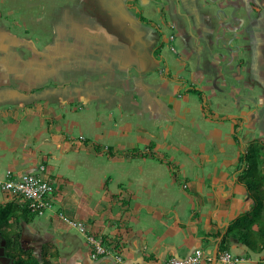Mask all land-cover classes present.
<instances>
[{"label":"crops","instance_id":"crops-1","mask_svg":"<svg viewBox=\"0 0 264 264\" xmlns=\"http://www.w3.org/2000/svg\"><path fill=\"white\" fill-rule=\"evenodd\" d=\"M34 3L29 9L49 14L57 33L36 56L17 58L13 52L0 60V170L38 172L56 189L43 215L9 228L12 242L21 233L20 248L38 257L44 253L53 264H162L196 249L214 264L229 225L254 204L240 181L246 166L240 167L233 140L243 152L255 139L264 142V0ZM9 7L14 12L7 19L0 12V23L10 19L27 26L34 19L18 3L10 0ZM55 7L58 13L50 11ZM152 10L161 12L175 39L184 42L189 80L179 98L171 82L157 84L163 76H146L157 60L163 62L161 45L149 43ZM29 27L6 33L10 37L0 31V53L13 41L27 49L34 33ZM169 70L163 62L161 72ZM44 100L50 101L43 105ZM178 123L186 127L188 146L182 166L171 155L182 150L178 147L171 154L155 141L145 151L133 148L142 137H157L164 126L177 137ZM82 132L86 138L73 137ZM191 152L201 153L202 161ZM211 166L221 173L209 174ZM200 184L215 194L203 196ZM180 187L199 198L197 205ZM25 202L0 189V206ZM62 214L117 247L124 262L113 256L93 260L86 236ZM9 237L0 233L6 241V261L0 264H13ZM231 252L242 264H264V250L254 252L237 240Z\"/></svg>","mask_w":264,"mask_h":264},{"label":"rangeland","instance_id":"rangeland-1","mask_svg":"<svg viewBox=\"0 0 264 264\" xmlns=\"http://www.w3.org/2000/svg\"><path fill=\"white\" fill-rule=\"evenodd\" d=\"M48 1H50L51 3H54L56 5L60 0H11V2L13 4L18 3L19 8L22 9V11L24 12V14L27 17L30 18L31 17L30 15L33 14L34 19H32V20L30 19V21H31V23H32L34 28L29 27L31 25L29 20L27 21V24H28L27 26H26V24L20 25V24H17V23H14L12 25L11 22H10V19L9 20H1L0 27L2 29H0V31H1L2 34H4L3 37L6 35V33L12 34V32H14V30L16 28H17L18 31L22 30L24 32L25 28L29 27V28H31V30L34 31L33 37H36L37 40H39V39H41V40L36 41V40L33 39V37H29L30 38V45L27 46V49L23 48L22 45H17L18 41H16V42L13 41L9 45V48H6V50L4 49L3 50L4 52L2 51L3 54L0 53V60L1 61H3L5 59V56H6V59H7V57L10 56L11 54H13V52H16V57L17 58H23L25 55L28 56V57L36 56V55H38L37 51H42L43 50V44L46 43L45 40L49 36L54 35V34L57 33V31L54 28L55 26H53V24L51 23V21H50V19L48 17L49 14L47 15L44 10L42 11L43 14H41V10L40 9H33V8L29 9L30 4H32V5L37 4V3H34V2L45 3V2H48ZM9 6H10V0H0L1 13H2L3 16H7V17H5L3 19L9 18L8 16L11 17V15H12L11 13L14 12V10L12 8H10ZM58 9H59V7H55L53 9H51L50 11L58 13ZM165 13H166V17H170V14H171L170 10H166ZM148 16L150 18H152L153 21H154L153 22V27L149 26L148 30H147V33L150 34L149 43H151V41H154V43H156V44L158 43L159 45H161L162 52H161L160 55L163 57L164 67L165 68L170 67V70L169 71H165V72L162 73L161 72V68H162V63L163 62H160L158 64V60H157L155 62V65H151L152 67L150 68V70L148 72L149 74H146V76H148V77H154V76L160 77V76H163V80L157 81V84L158 85L167 84V86H169V82H171L172 83V90L174 89L175 96L177 98H179V95H180L179 91L184 92L186 79H188L187 74H186L185 62L183 60L184 57H185V51L182 48L184 42L178 40V38L175 39V37L172 35V29H170L169 26L165 25V22L163 20L164 16H163V19H162L161 12L156 11V10H152V13H150ZM48 20H49V24H48ZM57 23H59V22H57ZM157 25H158V27H159V25L161 26V28H160L161 33H159V29H158ZM6 36L10 37V35H6ZM172 46L175 47V50L172 49ZM154 47L155 46H150L151 49H153ZM166 59L168 60V62L166 61ZM173 86H175V87H173ZM176 100L177 101H182L181 103L185 102L184 99H181V100L176 99ZM48 101H50V100H44L43 102H40V103L43 104V105H47ZM2 109H4V106H2V104H0V111H2ZM48 110L49 109L47 108L46 111H45L46 114L48 113ZM183 121H184V119H183ZM178 125L181 126L182 124L178 123ZM77 131H79V130H77ZM178 131H177V137H175V134H174L173 137H171L169 135V133L167 132V128L164 126L158 132L157 137L146 136V137L140 138V140L137 139L138 141L137 142L135 141L133 143V145H134L133 148L145 151L146 145H148L151 141H155L156 144H160V143L163 144L164 143V146L170 147L169 150L172 151V152H170V154H171V153H173L175 151V150H173V147L174 148L178 147V149H182V150H180L179 152H176V153L174 152L171 155H173V157H175V160L178 163V165L182 166L183 164H185L187 162V159H188V153L186 152L187 149H188V146L186 144V141H187V139H186L187 138L186 137V127L184 125H182L178 129ZM80 134H84L85 136L81 137V136H79ZM80 134H78V136H75L73 134V137H76L77 139L86 138V135H87L86 132H82ZM163 135H165V136H163ZM90 138H92L94 140V137L90 136ZM8 140H9V138H8ZM100 141L104 142L105 140L103 139V140H100ZM235 142H236V140L235 141L233 140L234 148L236 150H239V153L242 156L244 152L240 148L239 144L238 143L236 144ZM225 153L226 154H232L233 152L232 153L225 152ZM103 155H105V154H103ZM189 155L190 156L194 155L196 157H199L200 160H201V155L202 154L201 153H197V152L196 153L191 152ZM220 155H221V157L223 156V154H220ZM48 156H49L48 157L49 158V162H48L49 165H54V163L52 162L53 160L51 158L52 155H48ZM180 160L183 161V162H181ZM211 168L209 170H207V172H209V174L212 173L215 176H217V174L221 173L220 169H218L216 166H211ZM6 169L7 168H3L2 170H0V172H4V171H6ZM203 172L205 173V169H204ZM206 177L208 179L212 178V177H208L207 175H206ZM202 188L204 189L203 191H201L203 196L211 197V196H213L215 194L214 189L213 188H209L208 185L200 184V189H202ZM200 189H199V191H200ZM178 192L180 194H184V196L187 199H189L190 201L194 202V204L197 205V203H198L197 200H199V198H196L194 196L191 197L188 194L189 192L187 190H183L182 187L179 188ZM64 222L67 223L68 225H70L66 220ZM72 228L76 229L77 231H79L75 227H72Z\"/></svg>","mask_w":264,"mask_h":264},{"label":"trees","instance_id":"trees-1","mask_svg":"<svg viewBox=\"0 0 264 264\" xmlns=\"http://www.w3.org/2000/svg\"><path fill=\"white\" fill-rule=\"evenodd\" d=\"M95 149L100 152L99 143H95ZM108 151L115 153L112 148H108ZM133 151L139 152L138 150ZM240 163V167L246 166L240 174V181L245 183L254 204L249 211L229 225L220 242L219 253L231 251L234 240L239 241V243L242 242L254 252L264 250V142L252 143L241 156ZM37 215L29 208L27 201L23 204L0 206V233L9 237L7 231L10 227L22 222L30 223ZM217 236H221V232ZM20 237L21 233L14 234V242H12L13 239L8 238V245H13L12 250L14 252L10 253L13 264H53L44 257V253L38 257L31 251L28 252L20 248ZM105 243L109 245L106 241Z\"/></svg>","mask_w":264,"mask_h":264},{"label":"built area","instance_id":"built-area-1","mask_svg":"<svg viewBox=\"0 0 264 264\" xmlns=\"http://www.w3.org/2000/svg\"><path fill=\"white\" fill-rule=\"evenodd\" d=\"M41 170H45L44 166ZM0 189L23 198L28 202L29 208L33 212L43 215L52 206V199L56 188L50 178H45L38 172L18 174L8 169L0 173ZM61 216L72 227L77 228L86 236L92 248L93 260L113 256L118 263L124 262V257L120 250L107 245L102 238L90 234L84 222L69 218L63 214ZM217 260L221 264H242L241 257L233 254L231 251L219 253ZM162 264H213V262L212 257L205 258L203 250L196 249L187 258L177 259L173 257Z\"/></svg>","mask_w":264,"mask_h":264},{"label":"water","instance_id":"water-1","mask_svg":"<svg viewBox=\"0 0 264 264\" xmlns=\"http://www.w3.org/2000/svg\"><path fill=\"white\" fill-rule=\"evenodd\" d=\"M5 246H6V241L0 240V258H5ZM218 250H215L214 252V264L217 262V256H218Z\"/></svg>","mask_w":264,"mask_h":264},{"label":"flooded vegetation","instance_id":"flooded-vegetation-1","mask_svg":"<svg viewBox=\"0 0 264 264\" xmlns=\"http://www.w3.org/2000/svg\"><path fill=\"white\" fill-rule=\"evenodd\" d=\"M172 38H173V37H172ZM172 49L175 50V47L172 46ZM257 141H261V142H263V141L260 140V139H255L254 141H252V142L250 143V145H251L252 143H254V142L256 143ZM250 145H249V146H250ZM0 239H1V238H0ZM5 261H6V257H5V258H0V262H1V263H5ZM11 261H13V260L11 259Z\"/></svg>","mask_w":264,"mask_h":264},{"label":"bare ground","instance_id":"bare-ground-1","mask_svg":"<svg viewBox=\"0 0 264 264\" xmlns=\"http://www.w3.org/2000/svg\"><path fill=\"white\" fill-rule=\"evenodd\" d=\"M53 178V177H52ZM6 200V199H5ZM16 204V203H15ZM3 206V205H2ZM55 210V209H54ZM104 239V238H103ZM39 253V252H38ZM9 258V257H8Z\"/></svg>","mask_w":264,"mask_h":264}]
</instances>
